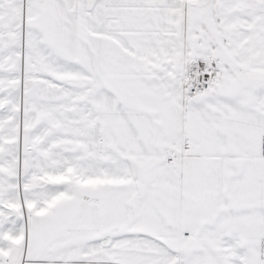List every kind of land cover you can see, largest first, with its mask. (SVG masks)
Returning <instances> with one entry per match:
<instances>
[{"label":"snow or ice","instance_id":"snow-or-ice-1","mask_svg":"<svg viewBox=\"0 0 264 264\" xmlns=\"http://www.w3.org/2000/svg\"><path fill=\"white\" fill-rule=\"evenodd\" d=\"M0 264H264V0H0Z\"/></svg>","mask_w":264,"mask_h":264}]
</instances>
